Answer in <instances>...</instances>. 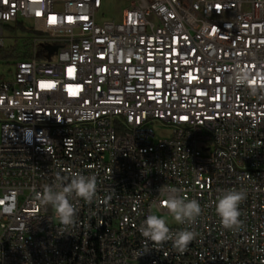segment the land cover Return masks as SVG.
Instances as JSON below:
<instances>
[{
  "label": "built area",
  "instance_id": "built-area-1",
  "mask_svg": "<svg viewBox=\"0 0 264 264\" xmlns=\"http://www.w3.org/2000/svg\"><path fill=\"white\" fill-rule=\"evenodd\" d=\"M100 7L0 0V49L25 25L43 38L0 79V264H264V0H129L97 21ZM239 70L256 94L234 85ZM74 171L97 192L62 226L34 192ZM172 189L200 204L191 224L168 215ZM232 189L235 230L214 210ZM150 213L194 239L147 241Z\"/></svg>",
  "mask_w": 264,
  "mask_h": 264
},
{
  "label": "clouds",
  "instance_id": "clouds-1",
  "mask_svg": "<svg viewBox=\"0 0 264 264\" xmlns=\"http://www.w3.org/2000/svg\"><path fill=\"white\" fill-rule=\"evenodd\" d=\"M232 81L235 86L248 87L251 94L257 92V88L251 86L247 70L233 73ZM255 81L264 87V73H257ZM31 138L32 131L29 129L24 133V142L30 144ZM96 192L97 181L94 174L85 175L74 171L68 178L58 177L55 183L43 185L41 190L34 192V201L40 207H51L60 225L71 226L75 223L76 215L73 198L90 203L96 196ZM244 198L243 191L220 190L214 201V210L223 228L235 230L241 227L239 205ZM165 206L168 215L176 224H191L201 214V206L198 201L183 197L177 189H172L167 195ZM138 230L142 237L153 244L171 240L173 247L179 251H183L195 235L187 229L173 235L166 219L155 213L146 215Z\"/></svg>",
  "mask_w": 264,
  "mask_h": 264
},
{
  "label": "rangeland",
  "instance_id": "rangeland-1",
  "mask_svg": "<svg viewBox=\"0 0 264 264\" xmlns=\"http://www.w3.org/2000/svg\"><path fill=\"white\" fill-rule=\"evenodd\" d=\"M129 5V0H101V7L97 12V21L112 19L118 20L122 11ZM25 30L15 29L5 33L4 48L0 50V79L9 80L14 71V63L16 59L6 57L5 53L14 50L15 53L22 55L25 52L24 43L31 38L32 33L29 25L24 26ZM38 40H43L41 35L37 36ZM41 46V44H39ZM55 58V57H53ZM169 129H156V138L167 134ZM1 196V192H0Z\"/></svg>",
  "mask_w": 264,
  "mask_h": 264
},
{
  "label": "trees",
  "instance_id": "trees-1",
  "mask_svg": "<svg viewBox=\"0 0 264 264\" xmlns=\"http://www.w3.org/2000/svg\"><path fill=\"white\" fill-rule=\"evenodd\" d=\"M31 33H32V35L35 34V35L38 36V34L32 32V31H31ZM29 39H30V38H29ZM29 39H28V40H29ZM28 40H27L26 43H24L25 52H24L22 55H19V54L15 53L14 50H11V51H9L8 53H5V54H6L5 56H6V57H11V58L16 59V60H18V59H20V58H27V57H28V52H29V50H30V47H29V45H28ZM0 50H1V49H0Z\"/></svg>",
  "mask_w": 264,
  "mask_h": 264
}]
</instances>
